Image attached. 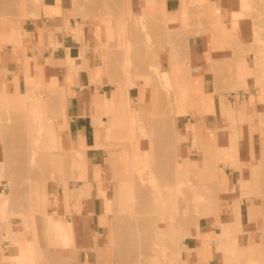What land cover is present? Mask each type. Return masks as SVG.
<instances>
[{"label":"rangeland","instance_id":"rangeland-1","mask_svg":"<svg viewBox=\"0 0 264 264\" xmlns=\"http://www.w3.org/2000/svg\"><path fill=\"white\" fill-rule=\"evenodd\" d=\"M251 1L253 0H236L240 13L232 14L230 25L224 26L223 30L212 31L214 45L209 48L210 53L205 56L203 63L192 60L189 33L169 25L165 5L158 0H146L144 4H140L137 0L0 1V56L8 44L21 43V35L29 20L40 18L43 13L60 6L63 2L72 8L73 16L77 21L79 34L77 40L86 54H89L91 48L87 37L89 24L95 25L97 31L95 50L100 57L99 63L103 65V68L95 74L102 76L92 80L90 89L87 90L93 94L92 117L93 125L97 130L95 148L100 149L95 160L96 166L92 165L93 161L87 159L86 152L82 149L84 145L80 147L73 145L63 136V127L67 122L65 117L67 96L64 88L52 78H48L49 82H44L40 86L29 79L28 87L22 94H10L0 83V181H4L3 191L0 193V264H56L57 260L59 261L57 264H98V258L101 257H104V264H138L137 260L141 257L149 258L145 259L147 264H190L187 259V252L190 250H183L184 244L188 246L195 244L199 248L203 239L201 229L202 231L210 229L211 240L204 242L199 252L202 253L207 246L216 249L218 246L216 243L219 242L217 233L222 232V229L213 226L210 221L217 220L218 216L233 214L236 204L241 205L242 208V225L234 223L233 228L238 246L240 249L244 246L246 251L257 247L261 257L259 264H264V189H262L264 188V157H262L264 156L262 148L264 146V29L261 30L264 28V0H255L257 2L254 3ZM229 5H233L232 0H229ZM192 6L199 10L198 18H207L210 24L208 15L203 12L209 6L207 0H193ZM249 25L251 30H245L244 28ZM257 45L258 49L255 47ZM74 61L75 59L68 55L67 64L73 65ZM204 65L207 68L202 70ZM6 74L7 71L4 70V63L0 57V77ZM200 74L214 78L213 94L203 95L195 87L196 77ZM144 76L149 79L148 83ZM163 84H170L169 90L172 91L168 90V85ZM158 87L166 89L158 91ZM223 90L230 97L234 96L235 92L242 93L241 97H235L236 104L233 108H236L234 112L237 115L228 114L226 128L220 130L222 141L229 136L230 138L226 143L225 140L224 143L218 142L214 134L212 138L202 140L203 120L210 116L214 117L216 98L226 99L220 94ZM114 93H117L119 102L111 108L109 103H105V99ZM86 96L84 101L87 103ZM159 98L172 100L162 102ZM159 113L162 114L159 117L163 121L159 118L155 119L161 115ZM86 114L90 115V111L87 110ZM247 125L248 127L245 128L244 126ZM224 135L229 136L226 138ZM167 136L170 137L169 140ZM157 137L161 140L165 139L162 141L167 144L165 148ZM236 140L237 143L233 142ZM156 141L161 142V146ZM231 143L238 144L239 153L236 154L238 161L235 160L234 149L230 148ZM260 150L263 151V155L260 154L262 152ZM32 153L35 161L31 156ZM215 154L219 158L214 156ZM226 154L231 158L234 155V161L233 159L226 161V157L230 159ZM29 155L34 163L31 162ZM153 158H157V161L161 158V161L156 162ZM257 160L260 162L262 160L263 163L259 165ZM210 161L215 167L210 165ZM157 169L160 171L158 172ZM151 170L156 172L153 175L163 176L158 175L161 180L165 178L163 181H166L165 188L168 186V189H160L162 186L156 188L155 190H161H159L161 193L157 190L156 194L151 193L150 189L148 191L151 187L147 186H152L151 190H153L158 184L157 180L159 181L155 175L153 179L156 181L152 180L155 181L154 186L150 184L153 176ZM210 173L212 176H209ZM193 175L195 177L198 175L197 178L202 180L196 183L197 179L195 181ZM254 175L255 181H252L253 185H251L254 188H252L250 179L254 178ZM192 176L194 179L192 183L195 184H191V187L195 190L203 184L202 182H205L206 187V183L212 180L211 189L216 186L212 184L216 183L217 186L213 189H216L215 193L217 192L219 198L211 200L212 197L209 196L210 199H207V194L212 195L213 191L208 193L209 188L206 187L207 190L203 189V191L207 194L204 195L198 187V192L203 194L197 195L198 202L186 203L190 200L188 197L193 198L194 202V197L191 196L197 191L192 190L194 192L188 194L191 187H186L190 191L183 189L190 185ZM259 176L262 178L258 179ZM140 177L146 182H141ZM182 177L183 181L180 180ZM160 181L157 187L163 185V181ZM167 181L175 182L174 189L173 184H168ZM260 181L263 182L259 184ZM147 182L149 183L146 186ZM139 183L144 184L146 191L143 190V186L142 189L140 188L143 184ZM204 184L200 188H204ZM125 185L131 188L127 189L126 187L129 186ZM134 188L145 191L146 196L143 191L141 193ZM259 188L262 192L258 190ZM125 190L130 191L131 196H127L130 193L126 191L128 194H125ZM183 195L186 200H183ZM215 195L213 197H216ZM141 196L148 199L154 196L152 200L154 204L150 201L151 198L149 201L147 199L152 206L154 205L153 209L149 207L148 202L145 205L146 200L143 199L144 203L141 201ZM104 197L108 200L106 205H104ZM127 197L131 199L127 201ZM199 197H203V202ZM138 203H143V206H138ZM156 203H160V207L162 204L161 212L162 210L166 212L163 216L177 214V219L182 218L178 228V224L176 227L173 226L174 233H172V236L177 234L175 239L178 240L177 245H174L173 239L176 236L172 237L173 245L178 248L176 250V247H173L179 252L174 251L177 257L171 252V248L168 249L171 245L166 234L168 225H164L160 233L156 227L157 237L156 232L150 233L154 235L155 240L152 235L151 238L149 237V242H145V239L148 240L146 233L151 232V228L148 230V227L157 226V218H160L158 217V214H161L158 210L160 207ZM88 204L90 208L87 213L84 210ZM103 206L107 208L105 211L108 213L102 214ZM129 206L132 209L127 208ZM168 207H171L170 210ZM137 208H140L139 212ZM127 209L131 211L127 212ZM153 211L156 212H154L155 217L158 214L156 219H150L152 225L149 226L147 214L150 217L154 216ZM193 214L198 218L195 217V222L192 223ZM133 226L136 230L131 232L130 227ZM196 226H199L197 234L194 233ZM152 228L154 231V227ZM56 230H59L63 236L56 238ZM129 230L131 233L127 232ZM244 230L246 232H242ZM161 233L164 236H161ZM214 239L215 244L212 241ZM164 242L166 245L168 243V246ZM146 243L149 245L147 252L144 251ZM159 244H164L165 247L159 246L161 251L157 250V252L156 248H159ZM225 249L227 248L223 243L217 251L220 264L227 262L233 264L232 261L237 259L234 264L248 263L244 262L246 256L243 257L241 252L239 255L242 257L235 256L237 258L235 259L230 254L226 255ZM222 252L228 257L232 256L234 260L231 257V261L228 257L225 258ZM154 253L157 254L156 257L159 256L158 259H151Z\"/></svg>","mask_w":264,"mask_h":264},{"label":"crops","instance_id":"crops-1","mask_svg":"<svg viewBox=\"0 0 264 264\" xmlns=\"http://www.w3.org/2000/svg\"><path fill=\"white\" fill-rule=\"evenodd\" d=\"M137 1L144 4L146 0ZM158 1L165 5L169 25L184 29L189 33L191 58L198 63H203L205 56L210 53L209 48L214 45L212 31L223 30L224 26L230 25V16L240 13L236 0H232L233 5H229V0H207L209 6L203 12L208 15L209 24L207 18H198L200 12L192 6L193 0ZM250 27L249 25L244 29L250 31ZM88 31L87 37L91 48L89 54H86L77 40L79 35L77 21L73 16L72 8L63 2L60 6L43 13L40 18L29 20L21 35V43L8 44L0 56L4 63V70L7 71L5 76L0 77V83L3 85L2 88L10 94H22L28 87L29 79L34 80L40 86L44 82H49L48 78H52L55 83L64 88L67 96L65 114L67 122L63 127V136L73 145L78 147L84 145V148H81L86 152L87 159L93 161L92 165L96 166L95 160L98 158L97 152L100 149L95 148L97 130L93 125L92 117L94 108L91 98L93 94L87 90L90 89L92 80L102 76L95 74L103 68V65L99 63L100 57L95 50L97 39L95 25L89 24ZM68 55L75 59L73 65L67 64ZM206 68L207 66L204 65L202 70ZM214 83L212 76L200 74L196 77L195 87L201 94L210 95L214 93ZM220 94L226 99L221 100L217 97L214 117L210 116L203 120L202 140L210 139L215 134L216 141L220 142V130L225 127L226 116L228 114L237 115L234 112L236 108H233L236 104L235 97H241L242 93L235 92V95L230 97L223 90ZM85 96L87 103L84 101ZM87 110L90 111V115L86 114ZM3 186L4 181H0V193L3 191ZM89 208L90 204L85 207L84 211L88 213ZM201 235L203 239L209 240L212 230L202 231L201 229ZM202 244L199 248L195 244L187 245V251L190 250L187 252L190 264H220L215 248L210 247V252H199L203 248Z\"/></svg>","mask_w":264,"mask_h":264},{"label":"bare ground","instance_id":"bare-ground-1","mask_svg":"<svg viewBox=\"0 0 264 264\" xmlns=\"http://www.w3.org/2000/svg\"><path fill=\"white\" fill-rule=\"evenodd\" d=\"M0 1H3V0H0ZM241 2H242V1H241ZM241 2H240V5H241ZM246 2H247V1H246ZM252 2L254 3V2H257V1L253 0V1H251V3H252ZM244 3H245V2H244ZM248 3H249V2H248ZM243 5H244V4H243ZM238 7H239V6H238ZM241 7H242V6H241ZM244 7H245V6H244ZM244 7H242V8H244ZM248 8H249V7H248ZM245 9H246V8H245ZM252 11H254V10L252 9ZM248 12H249V11H248ZM249 13H250V12H249ZM249 13H248V14H249ZM251 13H253V12H251ZM141 18H143V17H141ZM141 18H140V20H141ZM261 22H263V21H261ZM142 25H143V24H142ZM142 25H141V26H142ZM257 25H258V24H257ZM138 26H139V25H138ZM160 26H161V25H160ZM253 26H254V25H253ZM259 26H260V25H259ZM158 27H159V26H158ZM255 27H256V26H255ZM261 27H262V26H261ZM144 28H145V27H144ZM162 28H163V27H162ZM253 28H254V27H252V29H253ZM256 28H257V27H256ZM263 29H264V28H262L261 30H263ZM254 30H255V29H254ZM172 31H173V30H172ZM173 32H174V31H173ZM164 34H165V33H164ZM162 35H163V34H162ZM262 38H263V37H262ZM253 39H254V38H253ZM164 44H166V42H165ZM167 44H168V42H167ZM162 45H163V44H162ZM164 46H165V45H164ZM255 47H256V49H258V48H257L258 45L255 46ZM259 47H260V49H261V48H262V45H260ZM263 47H264V46H263ZM168 49H169V48H168ZM262 50H263V48L261 49V51H262ZM154 51H155V50H154ZM258 51H259V50H258ZM169 52H170V49H169ZM67 53H68V52H67ZM68 54H69V53H68ZM156 54H157V53H156ZM154 55H155V54H154ZM157 55H158V54H157ZM170 55H172V53H170ZM170 55H169V56H170ZM106 56H107V55H106ZM151 56H152V55H151ZM151 58H152V57H151ZM155 58H156V55H155ZM155 58H153V59H155ZM68 59H70V58H68ZM151 60H152V59H151ZM68 61L70 62V60H68ZM107 62H108V58H107ZM67 63H68V62H67ZM150 63H151V62H150ZM143 64H144V63H143ZM151 64H152V63H151ZM151 64H150V66H151ZM155 64H156V63H155ZM155 64H153V65H155ZM156 65H157V64H156ZM104 67H105V66H104ZM142 67H143V66H142ZM146 68H147V67H146ZM154 68H156V67H154ZM150 69H151V68H150ZM144 70H145V69H144ZM149 71H151V70H149ZM156 71H157V70H156ZM101 73L103 74L102 71H101ZM151 73L153 74V71H152ZM156 73H157V72H156ZM115 75H116V74H115ZM163 75H165V74H163ZM118 76H119V75H118ZM120 76H121V75H120ZM115 77H116V76H115ZM162 77H163V76H162ZM140 79H141V77H140ZM144 79H146L145 76H144ZM144 79H143V80H144ZM121 80H122V77H121ZM146 80H147V79H146ZM148 80H149V79H148ZM148 80H147L146 83H148ZM149 82H150V81H149ZM160 82H161V81H160ZM151 83H152V82H151ZM167 83H168V82H167ZM160 84H162V83H160ZM144 85H145V84H144ZM158 85H159V83H158ZM163 85H164V84H163ZM166 85H168V84H166ZM166 85H164V86H166ZM169 85H170V84H169ZM169 85H168V86H169ZM155 87H156V86H155ZM160 87H161V86H160ZM170 87H171V86L168 87V90H169ZM121 88H122V87H121ZM126 88H127V87H126ZM159 89H163V88H159V87H158V91H159ZM165 89H166V88H165ZM165 89H163V90H165ZM122 90H123V89H122ZM125 90H126V89H125ZM63 91H64V90H63ZM169 91H170V90H169ZM169 91H168V92H169ZM171 91H172V90H171ZM171 91H170V92H171ZM121 92H122V91H121ZM160 93H161V92H160ZM160 93H159V94H160ZM162 93L164 94L165 92L163 91ZM163 94H162V95H163ZM165 94H166V93H165ZM165 94H164V95H165ZM169 94H170V93H169ZM169 94H168V95H169ZM174 94H175V93H174ZM122 95H123V92H122ZM170 95H171V94H170ZM158 96H159V95H158ZM121 97H122V96H121ZM159 97H161V94H160ZM163 97H164V96H163ZM163 97H162V98H163ZM167 97H168V96H167ZM171 97H173V95H171ZM171 97H169V98H171ZM162 98H159L160 101H161ZM164 98H165V97H164ZM118 99H119V98H118L117 93H114L113 95H110V96H107V97H106V99H105V103H107V104L109 103L110 107H111V108H114V107L117 105V102H119ZM159 99H158V101H159ZM173 99H174V98H173ZM163 100H164V101H168L169 99H167V100L162 99V102H163ZM171 100H172V99H170L169 102H170ZM171 103H172V102H171ZM146 104H147V103H146ZM161 104H162V103H161ZM165 104H166V103H165ZM165 104H163V105H165ZM148 105H149V104H148ZM166 105H167V104H166ZM170 105H171V104H170ZM159 106H161V105H159ZM159 106H158V107H159ZM143 107H144V106H143ZM165 107H166V106H165ZM168 107H169V106H168ZM168 107H167V108H168ZM161 108H163V107H161ZM144 109H147V108H144ZM114 110H115V109H114ZM159 111H160V109H159ZM161 111H162V110H161ZM145 112H146V111H145ZM147 112H148V111H147ZM112 113L114 114V112H112ZM148 113H149V112H148ZM162 113H163V112H162ZM165 113H166V111H165ZM117 114H118V113H117ZM159 114H161V113H159ZM170 114H171V113H170ZM114 115H116V113H115ZM118 115H119V114H118ZM146 115H147V114H146ZM153 115H154V114H153ZM157 115H158V114H157ZM157 115H156V116H157ZM148 116H149V115H148ZM154 116H155V115H154ZM159 116H162V114H161V115H158L157 118H155V119L158 120V118H159V120L161 121L162 118L160 119ZM164 116H165V115H164ZM164 116H163V117H164ZM168 116H169V115H168ZM119 117H120V116H119ZM150 118H151V116H150ZM170 118H171V117H170ZM147 119H148V118H147ZM165 119H166V118H165ZM151 120H152V118H151ZM153 120H154V119H153ZM157 120H156V121H157ZM106 121H107V120H106ZM147 121H148V120H147ZM160 121H158V122H160ZM162 121H163V120H162ZM166 121L168 122L167 119H166ZM152 122H153V121H152ZM152 122H151V123H152ZM158 122L156 123L157 125L159 124ZM167 122H166V123H167ZM170 122H171V120H170ZM109 123H110V122H109ZM154 123H155V122H154ZM160 123H161V122H160ZM162 123H163V122H162ZM162 123H161V124H162ZM164 123H165V121H164ZM166 123H165V124H166ZM156 124H155V125H156ZM161 124H160V125H161ZM165 124H164V125H165ZM164 125H163V126H164ZM166 125H167V124H166ZM166 125H165V126H166ZM168 125H169V124H168ZM157 127H158V126H157ZM225 128H226V127H225ZM13 129H14V128H13ZM15 129H16V127H15ZM223 129H224V128H223ZM16 131H17V130H16ZM232 131H233V130H232ZM13 132H15V131H13ZM164 132H165V131H164ZM222 133H223V131H222ZM228 133H229V132H228ZM228 133H227V134H228ZM160 134H163V133L160 132ZM166 134H167V133H166ZM166 134H165V135H166ZM224 134H226L225 131H224ZM161 136H162V135H161ZM161 136H160V138H161ZM222 136H223V134H222ZM224 136H225V135H224ZM228 136H229V135H228ZM228 136H227V137H228ZM262 136H263V135H262ZM225 137H226V136H225ZM227 137H226V138H227ZM236 137H237V135H236ZM157 138H159V137H157ZM157 138H156V139H157ZM160 138H159V141L162 139V138H161V139H160ZM167 138H168V140H169L170 137L167 136ZM221 138H222V137H221ZM221 138H220V142H221L222 139H223V138H222V139H221ZM229 138H230V136H229ZM229 138H228V139H229ZM156 139H155V140H156ZM172 139L175 141L174 137H172ZM228 139H225V138H224L225 143H226V140H228ZM233 139H234V138H233ZM235 139H236V138H235ZM260 139H261V137H260ZM155 140H153V141H155ZM157 140H158V139H157ZM164 140H165V139H164ZM164 140H161V142L164 141ZM224 140H223V141H224ZM263 140H264V139H263ZM159 141H158V142H159ZM223 141H222V142H223ZM260 141H261V140H260ZM15 142H16V141H15ZM156 142H157V141H156ZM158 142H157V143H158ZM161 142H159V146H161V145H160ZM165 142H166V141H165ZM167 142H168V141H167ZM167 142H166V143H167ZM229 142H230V140H229ZM233 142H236V143H237L238 141L236 140V141H233ZM169 143H171V142H169ZM223 143H224V142H223ZM223 143H221V144H223ZM261 143H262V142H261ZM161 144H163V147H164V146H167V144H164L163 142H162ZM171 144H172V143H171ZM173 144H174V143H173ZM204 144H205V143H204ZM204 144H203V145H204ZM250 144H251V141H250ZM229 145L232 146V147H230V148L234 149V151H235L234 154H235V156H236V154L239 153V147L237 146L238 144H234V143H233V145H232V143H231V144H229ZM261 145H263V143H262ZM174 146H175V145H174ZM171 147H172V146H171ZM177 147H178V146H177ZM212 147H213V146H212ZM164 148H165V147H164ZM173 148H174V147H173ZM173 148H172V149H173ZM175 148H176V147H175ZM175 148H174V149H175ZM199 148H200V147H199ZM218 148H219V147H218ZM262 148L264 149V146H263ZM262 148H261V149H262ZM232 149H229V150L232 151ZM164 150H165V149H164ZM164 150L162 149V151H164ZM166 150H167V149H166ZM223 150H224V149H223ZM237 150H238V151H237ZM174 151H175V150H174ZM231 151H230V152H231ZM260 151H262V150H260ZM263 151H264V150H263ZM263 151H262L260 154H262ZM168 152H169V151H168ZM225 152H226V151H225ZM162 153H163V152H162ZM227 153H228V152H227ZM36 154H37V153H36ZM172 154H173V153H172ZM172 154H171V155H172ZM175 154H176V152H175ZM221 154H222V153H221ZM221 154H220V155H221ZM232 154H233V152H232ZM34 155H35V153H34ZM152 155H153V154H152ZM154 155H156V153H155ZM217 155H218V154H217ZM224 155H225V154H224ZM252 155H253V154H252ZM262 155H263V154H262ZM262 155H261V156H262ZM29 156H30V155H29ZM29 156H27V157L29 158ZM31 156H32V158L34 157V156H33V153H32ZM31 156H30V160H32ZM158 156H159V155H158ZM158 156H157V157H158ZM160 156H162V155H160ZM160 156H159V157H160ZM168 156H169V154H168ZM173 156H174V155H173ZM175 156H176V155H175ZM214 156H216V154H215ZM218 156H219V155H218ZM226 156L230 157V159L227 158ZM226 156H225L226 159H227L226 161H228V160L231 161V159L234 158V155L232 156V158H231L230 155H227V154H226ZM261 156H260V157H261ZM27 157H26V159H27ZM162 157H163V156H162ZM162 157H161V158H162ZM164 157H165V156H164ZM210 157H211V156H210ZM216 157H217V156H216ZM262 157H264V156H262ZM262 157H261L260 159L263 160ZM161 158H159L160 160L158 159V161H161ZM165 158H166V157H165ZM165 158H164V159H165ZM208 158H209V157H208ZM217 158H219V157H217ZM33 159H34V161H35V158H33ZM37 159H38V158H37ZM153 159H154L156 162H158V161L156 160L157 158H156V159L153 158ZM162 159H163V158H162ZM169 159H171V158H169ZM169 159H168V160H169ZM172 159H173V158H172ZM215 159H216V158H215ZM224 159H225V158H224ZM234 159H235V158H234ZM234 159H233V161H234ZM251 159H253V158H251ZM165 160H167V158H166ZM175 160H176V159H175ZM221 160H222V155H221ZM235 160H237V156H236V159H235ZM262 160H261V162H262ZM34 161L32 160L31 162L34 163ZM155 161H154V162H155ZM216 161H217V160H216ZM219 161H220V159H219ZM226 161H225V162H226ZM237 161H238V160H237ZM251 161H252V160H251ZM29 162H30V161H29ZM163 162H164V161H163ZM170 162H171V161H170ZM214 162H215V160H214ZM222 162H224V161L222 160ZM257 162H258L259 165H261L260 160H257ZM259 162H260V163H259ZM263 162H264V161H263ZM263 162H262V163H263ZM210 163H211V161H210ZM156 164L159 165L160 163H156ZM223 164H224V163H223ZM227 164H228V163H227ZM240 164H241V163H240ZM263 164H264V163H263ZM27 165H28V164H27ZM207 165H208V164H207ZM207 165H206V166H207ZM210 165H212L213 167H215L212 163H211ZM225 165H226V164H225ZM225 165H223V166L225 167ZM203 166H204V165H203ZM212 166H210V167H212ZM216 166H217V165H216ZM240 166H241V165H240ZM257 166H258V165H257ZM153 167H155V166H153ZM157 167H158V166H157ZM157 167H155V168H157ZM213 167H212V168H213ZM254 167H255V165H254ZM254 167H253V168H254ZM260 167H262V166H260ZM167 168H168V166H167ZM218 168H219V167H218ZM250 168H251V167H250ZM263 168H264V166H263ZM158 169H159V168H158ZM158 169H157V170H158ZM220 169H221V168H220ZM222 169H223V168H222ZM254 169H255V168H254ZM154 170L156 171V169H154ZM208 170H210V169H208ZM223 170H224V169H223ZM250 170H251V169H250ZM30 171H32V170H30ZM152 171H153V170H151V172H152ZM159 171H160V170H158V172H159ZM210 171H212V170H210ZM221 171H222V170H221ZM224 171H225V170H224ZM151 172H150V174H151ZM190 172H191V171H190ZM193 172H194V171H193ZM193 172H191V173H193ZM196 172H197V171H196ZM196 172H195V173H196ZM32 173H33V172H32ZM148 173H149V172H148ZM153 173H156V172L153 171V172H152V175H153ZM165 173H166V172H165ZM165 173H164V174H165ZM211 173H212V172H211ZM211 173L209 174V176H210V175L212 176ZM213 173H214V172H213ZM182 174H183V173H182ZM206 174H208V173H206ZM217 174H218V173H217ZM254 174H255V173H254ZM259 174H260V173H259ZM259 174H258V175H259ZM152 175H151V176H152ZM155 175L158 177V179H159V181H160L161 178H159V176H161V175H159V174H155ZM155 175L152 176V179H151L150 181H152V180H155V181H156V179H153V177H155ZM158 175H159V176H158ZM167 175H168V172H167ZM189 175H190V174H189ZM215 175H216V174H215ZM148 176H149V175H148ZM193 176H194V175H193ZM193 176H192V181H191V183H189L190 185L185 186V187L183 188L184 191H185V189H187L186 187L189 188V186L191 187L192 185L195 184V183H194V184L192 183V182H194V181H193V180H194V179H193ZM250 176H251V174H250ZM261 176H262V175H261ZM261 176H259L258 179H261V178L263 177V176H262V177H261ZM161 177H163V176H161ZM166 177H168V176H166ZM180 177H181V176H180ZM194 177H195V176H194ZM197 177H198V175L195 177V181H196V179H197L196 183L199 182V180H202V179H198L199 177H198V178H197ZM207 177H208V176H207ZM251 177H252V176H251ZM260 177H261V178H260ZM140 178H142V177H140ZM174 178H175V177H174ZM178 178H179V176H178ZM186 178H187V176H186ZM189 178H190V176H189ZM200 178H201V177H200ZM203 178H205L204 175H203ZM215 178H216V177H215ZM164 179H165V178H164ZM164 179H162L161 181H163ZM182 179H183V177H182L180 180L183 181ZM184 179H185V178H184ZM190 179H191V178H190ZM211 179H214V178H211ZM216 179H217V178H216ZM238 179H239V178H238ZM249 179H250V178H249ZM253 179H255V175H254V178L250 179V180H251L250 182L252 183V184H250V186L253 185V182H252V181H255V180H253ZM203 180H204V179H203ZM236 180H237V179H236ZM144 181L146 182V180H144ZM144 181H143V178H142V181H141V182L145 183ZM150 181H149V182H150ZM155 181L150 182V184H151V183H152V185L155 184V183H154ZM159 181L157 180L158 184H160ZM161 181H160V182H161ZM170 181H172V180H170ZM170 181H169V182H170ZM177 181H178V180H177ZM186 181H187V180H186ZM186 181H185V182H186ZM211 181H212V180L208 181L210 184H208V182L206 181V182H207V183H206V187H208L210 191L206 189L205 184H204L205 182L200 181V182H202V183L204 184V188H200L201 186H203V184H200V187L198 186L199 184H198L197 186L199 187V191L203 192V194H204V192H205V191H203V189H206L208 193H210L211 191H213L212 195H210V194L208 195L207 192L205 193V194H207V196H208L207 199H210V198L212 197V198H211V200H212L213 198L215 199V198H219V197H217V196H218V195L216 194L217 192L215 193V190H216V189H215V190L213 189V187L216 188L217 184H216V183H215V184H212V186H213V185H216V186H213L212 189H211V188H210V187H211ZM214 181L216 182V180H214ZM257 181H258V180H256V182H257ZM149 182H147L145 185L147 186V184H148ZM165 182H166V181H165ZM165 182H164V181L162 182L163 185H164V187H163V185H159V186L157 187V185H158V184H157V185H155V187H153V188H154L153 190H151V189H152V186H150V185L147 186V187H151V188H148V191H149V189H150V191H152L151 193H155V192H157V190H158V189H157V190H155V189H156V188H160L161 186H162V187H161L160 189H163V188H164L163 190H165V189L168 187V186H166V188H165V185H167V183H165ZM167 182H168V181H167ZM169 182H168V184H171V185H172L173 183H175L174 181L171 182V183H169ZM185 182H184V183H185ZM262 182H263V181H260L259 184L262 183ZM143 183H141V184H143ZM186 183H187V182H186ZM212 183H213V182H212ZM139 184H140V183H139ZM139 184H138V185H139ZM141 184H140V185H141ZM178 184H179V183H178ZM178 184L176 185L177 187H178ZM191 184H192V185H191ZM248 184H249V183H248ZM254 184H255V183H254ZM256 184H257V183H256ZM130 185H131V184H130ZM171 185H170V186H171ZM182 185H183V184H182ZM186 185H187V184H186ZM209 185H210V186H209ZM125 186H129V185H125ZM125 186H123V187L125 188ZM142 186H143V188H144L143 190H145L146 188L144 187V184L140 186L141 189H142ZM153 186H154V185H153ZM170 186H169V187H170ZM172 186H173V189H174V186H175V185L173 184ZM255 186H256V185H255ZM132 187H133V186H132ZM134 187H135V186H134ZM180 187H183V186H180ZM194 187H196V186H194ZM198 187L196 188V190L198 189ZM251 187L254 188V186H251ZM251 187H250V188H251ZM256 187H257V186H256ZM258 187H259V186H258ZM126 188L129 189V188H131V187L129 186V187H126ZM126 188H125V189H126ZM137 188H139V187L137 186ZM137 188H134V189H137ZM178 188H179V187H178ZM178 188H177V190H178ZM250 188H249V189H250ZM141 189H137V190H139V191L141 192V191H143V190H141ZM160 189H159V190H160ZM167 189H168V188H167ZM171 189H172V188H171ZM171 189H170V190H171ZM179 189H180V188H179ZM183 189L181 188V190H183ZM262 189H264V188H262ZM262 189L259 188L258 190H261V192H262ZM130 190H131V189H130ZM159 190H158V192L161 193V192H160L161 190H160V191H159ZM187 190L190 191L189 189H187ZM187 190H186V191H187ZM192 190H195V188L193 189V188L191 187V191H190V193H188V192H187V193H188V194H192V193L194 192V191H192ZM196 190H195V191H196ZM217 190H218V189H217ZM255 190H256V189H255ZM255 190H253V191H255ZM122 191H123V190H122ZM126 191L128 192V190H125V192H126ZM131 191H132V190H131ZM139 191H138V193H140ZM145 191H146V190H145ZM145 191H143V193H144ZM148 191H147V192H148ZM153 191H154V192H153ZM127 192H126L125 194L130 193V191H129L128 193H127ZM132 192H133V191H132ZM197 192H198V190L195 192L196 194L193 193V195L195 194V196H193V195L191 196V197H194V202L192 201L193 198H190V197H188V195H187L186 197H188V198L190 199V200H189L190 202L187 201L186 203H188V204H189V203H192V204H193V203H195V202H198V196H197V195L200 193V196H202L203 194H202L201 192H198V193H197ZM249 192H252V190H249ZM141 193H142V192H141ZM141 193H140V194H141ZM187 193L185 192V194H187ZM241 193H242V191H241ZM252 193H254V192H252ZM256 193H257V192H256ZM131 194H132V193H130V195H127V196H131ZM155 194H156V193H155ZM201 194H202V195H201ZM205 194H204V195H205ZM215 194H216V195H215ZM244 194H245V193H244ZM141 195H142V194H141ZM147 195H148V193H147ZM151 195H152V194H151ZM157 195H158V194H157ZM157 195H155V197H156ZM213 195H215L216 197H213ZM221 195H222V194H221ZM247 195H248V194H247ZM259 195L263 196L262 194H259ZM142 196H143V195H142ZM142 196H141V199H142L141 201H143V203H144V200H146L145 205H147V202L149 201L150 198H151V199H150L151 202H152V200H153V198H154V196H153V197H150L149 199H148V198H144V197H142ZM144 196H146L145 193H144ZM209 196H210V198H209ZM240 196H241V195H240ZM172 197H173V195H172ZM64 198H65V197H64ZM105 198H106V197H104V199H105ZM156 198H157V197H156ZM183 198H184L183 200H186L185 197H184V195H183ZM195 198L197 199L196 201H195ZM199 198L202 199L203 197H199ZM205 198H206V196L204 197V199H205ZM262 198H263V197H262ZM262 198H261V199H262ZM130 199H131V198H130ZM130 199H128V197H127V201H129ZM143 199H144V200H143ZM147 199H148V201H147ZM239 199H240V198H239ZM249 199H251V198H249ZM263 199H264V198H263ZM263 199H262V200H263ZM64 200H65V199H64ZM117 200H118V199H117ZM125 200H126V199H125ZM169 200H170V197H169ZM173 200H174V199H173ZM173 200H172V201H173ZM218 200H219V199H218ZM65 201H66V200H65ZM67 201H68V200H67ZM103 201H104V205H106L108 200L105 199V200H103ZM141 201H140V202H141ZM155 201H156V200H155ZM191 201H192V202H191ZM200 201L203 202V199L200 200ZM200 201H199V202H200ZM209 201H210V200H209ZM224 201H226V200H224ZM227 201H228V200H227ZM235 201H236V200H235ZM241 201H242V200H241ZM138 202H139V201H138ZM156 202H157V201H156ZM168 202H169V201H168ZM239 202H240V201H239ZM244 202H245V201H244ZM130 203H131V202H130ZM143 203H140V204L138 203V206L142 205ZM152 203H153V202H152ZM152 203L148 202V204L151 205V206L149 205L150 208H152V207L154 206V205L152 206ZM170 203H171V200H170ZM225 203H226V202H225ZM123 204H125V203H123ZM132 204H133V203H132ZM153 204H154V203H153ZM156 204L160 207V205H159L160 203H159V204L156 203ZM165 204H167V202H166ZM263 204H264V203H263ZM130 205H131V204H130ZM251 205H252V203H251ZM136 206H137V205H136ZM142 206H143V205H142ZM158 206H156L157 209H158ZM164 206H165V205H164ZM120 207H121V206H120ZM122 207H124V206H122ZM131 207H132V205H131ZM131 207L129 206V207H127V208H131ZM144 207H146V206H144ZM147 207H148V206H147ZM147 207H146V208H147ZM150 208H149V212L152 211V210L150 211ZM156 208H154V209L156 210ZM161 208H162V204H161V207L158 209V210H160V212H161ZM165 208H166V206H165ZM168 208H169V207H168ZM170 208H171V207H170ZM170 208H169V210H170ZM105 209H107V208H105V207L103 206V207H102V211H103L102 214H105V212L108 213L107 211H105ZM131 209H132V208H131ZM131 209H127L126 211L129 212L128 210L131 211ZM137 209H138V212H139V209H140V208H137ZM142 209H144V208H142ZM152 209H153V208H152ZM162 209H163V208H162ZM188 209H189V207H188ZM117 210H118V209H117ZM158 210H156V211H158ZM167 210H168V209H167ZM198 210H199V209H198ZM252 210H253V209H252ZM136 211H137V210H136ZM164 211H165V209H164ZM132 212H133V211H132ZM132 212H131V213H132ZM143 212H144V210H143ZM154 212H155V211H153L154 216L151 215V217H150L149 214H147V215L149 216V217H148V216H147V217L149 218V223H150V224L148 223V218L146 217V221H147L146 224H147V227H148V224H149V226L152 225V223H151L152 221H150V219H152V218H153V219H156V217H157V214H158V213L156 214V217H155V213H156V212H155V213H154ZM160 212H159V213H160ZM162 212H163V210H162ZM162 212H161L160 215L158 214V217H160V218H159V219L157 218V220H158L157 226H156V225H155V226L153 225V226H151V227H148V230H150V228H151V232H150V231H148V232L146 231V232L148 233V234L146 233V235H147V237H148V240L145 239L146 237H144V239L146 240L145 242H147V241L149 242V237L151 238L152 235H153V234L150 235V233H152V232L155 233V232H156V227L158 228V229H157V230H158V233H160L161 230H163L164 225H168V228H166V230H167L168 232H167L166 234H167V236H168L169 243L171 244V245L169 244L170 246L168 247V249L171 248V252L174 253V251H176V250L178 249L176 246H174V245H177L176 243H178V240H177V241L175 240V239H177V236H176L177 234L174 235V236H176V237L172 236V235H173L172 233H174V232H173V231H174V230H173V228H174L173 226L176 227V225L178 224V226H177V228H178V227L180 226L179 223H181V222H179V221H181L182 218H181V220H180V218H179V216H178L179 219H177V218H176V217H177V214H176V216L167 215V217H165V216H163V215H164L166 212H163V213H162ZM172 212H173V211H172ZM172 212H171V213H172ZM125 213H126V212H125ZM125 213H122V214H125ZM133 213H134V212H133ZM169 213H170V212H169ZM173 213H174V212H173ZM175 213H176V212H175ZM175 213H174V214H175ZM128 214H129V213H128ZM151 214H152V213H151ZM174 214H173V215H174ZM181 214H182V213H181ZM187 215H188V214H187ZM193 215H194V214H193ZM251 215H252V213H251ZM161 216H163L162 219H161ZM154 217H155V218H154ZM195 217L198 218L197 215H196V216L194 215V216H193L192 223L195 222V221H194V220L196 219ZM252 217H253V216H252ZM252 217H251V218H252ZM262 218H263V217H262ZM183 220H184V219H183ZM252 220H253V219H252ZM155 222H156V221H154V223H155ZM197 223H198V221H197ZM199 223H200V222H199ZM234 223H237V225H242V208H241V205H239V204H236V205H235V207H234V213H233L232 215H227V216H224V217H219V216H218V219H217V220H212V221H210V224H212V225L215 226V227H219V228L222 229V232L218 233V235H217V236H219V238H218L219 242L216 243V244H218V246H217V248H216L215 251H218V250L221 248V245L224 243V244H225V247L227 248V249H225V250H226L225 252H227L226 255L230 254V255H232L233 257H235V256H236V257H239V256L241 255V253H242V256L244 255L243 257L246 256V257H245L246 260L244 259V260H245L244 262L247 261L249 264H259L260 261H261V260H260L261 257H260L259 254H258L257 247H253V248H251L250 250L246 251V249H244V246L242 247V249H240V247L238 246L237 239H236L235 235H233V228H234V225H235ZM155 224H156V223H155ZM183 224H184V223H183ZM207 224H208V223H207ZM210 224H209V225H210ZM196 225H198V224H196ZM199 225H200V224H199ZM152 227H154V231H153V228H152ZM186 227H187V226H186ZM186 227H185V230H187ZM197 227L199 228V226H196V230L194 229V230L196 231V232L194 231L195 234L198 233V232H197V230H198ZM177 228H176V230H177ZM239 228H240V227H238V230H239ZM112 230H113V229H112ZM127 230H128V229H127ZM130 230H131V232H132L133 230L135 231V230H136V227H134V226H133L132 228L130 227ZM130 230L127 231V232H128V233H131ZM146 230H147V228H146ZM198 231H199V230H198ZM54 232H55V231H54ZM113 232H114V230H113ZM143 232H144V231H143ZM176 232H177V231H176ZM178 232H179V230H178ZM186 232H187V231H186ZM242 232H246V231L244 230V231H242ZM254 232H255V231H254ZM263 232H264V231H263ZM162 233H163V232H162ZM162 233H161V236L163 235ZM187 233H189V232H187ZM247 233H248V231H247ZM252 233H253V232H252ZM134 234H135V233H134ZM164 234H165V233H164ZM166 234H165V235H166ZM178 234H179V233H178ZM112 235H114V234H112ZM143 235H144V234H143ZM148 235H150V236H148ZM188 235H189V234H188ZM55 236H56V238H57V237H60V236H63V235H62V233H61L59 230H56ZM135 236H136V234H135ZM155 236L157 237V232H156ZM163 236H164V235H163ZM172 237H174L173 239H174L175 241L172 239ZM7 238H8V237H7ZM154 238H155V237H154V235H153V239H154ZM171 239H172V240H171ZM154 240H155V239H154ZM154 240H153V241H154ZM168 240H166V241H168ZM143 241H144V240H143ZM173 241L175 242V244H174ZM209 241H210V240H207V239H205V238L203 239V243H204V242H209ZM212 241H213L214 244H215V239L212 240ZM145 242H144V243H145ZM148 242H147V243H148ZM154 242L156 243V241H154ZM147 243H146V244H147ZM155 243H154V244H155ZM164 244H165V242H164ZM164 244H162L163 246L159 244L158 247H159V246L165 247L166 244H165V245H164ZM173 244H174V245H173ZM144 245H145V244H144ZM156 245H157V244H156ZM172 245H173V246H172ZM145 246H146V245H145ZM145 246H144V248H145L144 251L147 252V250H148L147 247H148L149 245L147 244V246H146V247H145ZM154 246H155V245H154ZM166 246H168V243H167ZM173 247H174V248L176 247V250H175ZM155 248H156V246H155ZM172 248H173V249H172ZM146 249H147V250H146ZM153 249H154V248H153ZM161 249H162V248H161ZM165 249H167V248H165ZM137 250H138V249H137ZM154 250H155V249H154ZM157 250H160V247H159L158 249L156 248V251H157ZM169 250H170V249H169ZM169 250H168V251H169ZM172 250H173V251H172ZM181 250H182V249H181ZM181 250H180V252H181ZM183 250H187V245H186V244H184ZM156 251H155V252H156ZM160 251H161V250H160ZM5 252H6V250H5ZM157 252H158V251H157ZM163 252H164V251H163ZM176 252L179 253L178 251H176ZM203 252H210V247L207 246V249H205ZM240 252H241V253H240ZM260 252H261V251H260ZM165 253H166V252H165ZM169 253H170V251H169ZM177 253H174L175 256H176ZM239 253H240V255H239ZM146 254H147V253H145V256H147ZM180 254H181V253H180ZM188 254H189V253H188ZM224 254H225V253H224ZM224 254H223V252H222V255H224ZM260 254H262V253H260ZM53 255H54V254H53ZM156 255H157V254H155V253L152 254V258H151V259H155V258L158 259L159 256L156 257ZM158 255H160V254H158ZM169 255H170V254H169ZM171 255H172V254H171ZM226 255H224L225 258L228 257V256H226ZM263 255H264V254H263ZM57 256H58V255H57ZM113 256H115V257L117 258L118 255H117V256H116V255H113ZM175 256H174V257H175ZM232 256H230V257L233 258ZM242 256H240V257H242ZM118 257H119V256H118ZM167 257H168V256H167ZM176 257H177V256H176ZM178 257H179V256H178ZM180 257H181V256H180ZM224 257L222 258L223 260H224ZM230 257H228V259H230ZM236 257H235V259H237ZM53 258H55V257H53ZM146 258H148V257H145V259H146ZM145 259L142 258V257L139 258V259L137 260L138 264H140V263H141V264H144L145 262H146V264H147L148 262H147V260H145ZM148 259H149V258H148ZM165 259H166V258H165ZM169 259H170V258H169ZM172 259H173V258H172ZM216 259H217V258H216ZM56 260H57V259H56ZM56 260H55V261H56ZM225 260H226V259H225ZM231 260H232V259H230V261H231ZM233 260H234V258H233ZM148 261H149V260H148ZM226 261H227V260H226ZM237 261H238V259H237ZM237 261L234 260V261H232V263L234 264V262H237ZM239 261L241 262L240 258H239ZM58 262H59V261L57 260V261H56V264H57ZM103 262H105V261H104V257L98 258V262H97L98 264H104ZM247 262H246V263H247ZM52 263H55V262H52ZM133 263H134V262H133ZM223 263H225V262L223 261ZM227 263L231 264V262H227ZM227 263H226V264H227ZM242 263H243V262H241V264H242ZM248 263H247V264H248ZM135 264H136V263H135ZM184 264H188V263H184ZM238 264H239V263H238Z\"/></svg>","mask_w":264,"mask_h":264}]
</instances>
